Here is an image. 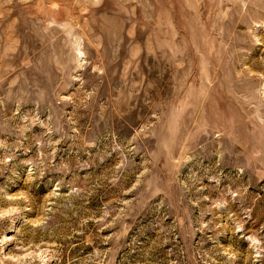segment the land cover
Instances as JSON below:
<instances>
[{
  "label": "rangeland",
  "instance_id": "rangeland-1",
  "mask_svg": "<svg viewBox=\"0 0 264 264\" xmlns=\"http://www.w3.org/2000/svg\"><path fill=\"white\" fill-rule=\"evenodd\" d=\"M9 208L0 264H264V0H0Z\"/></svg>",
  "mask_w": 264,
  "mask_h": 264
},
{
  "label": "clouds",
  "instance_id": "clouds-1",
  "mask_svg": "<svg viewBox=\"0 0 264 264\" xmlns=\"http://www.w3.org/2000/svg\"><path fill=\"white\" fill-rule=\"evenodd\" d=\"M9 198L14 199L15 197H9ZM14 211L15 209L12 208L0 210V219L10 216Z\"/></svg>",
  "mask_w": 264,
  "mask_h": 264
}]
</instances>
